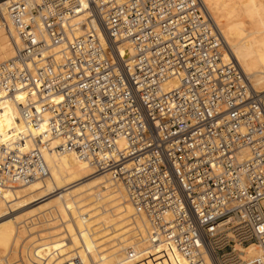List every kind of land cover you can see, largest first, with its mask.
<instances>
[{"label":"built area","instance_id":"obj_1","mask_svg":"<svg viewBox=\"0 0 264 264\" xmlns=\"http://www.w3.org/2000/svg\"><path fill=\"white\" fill-rule=\"evenodd\" d=\"M9 10L15 56L0 64V107L18 108L34 146L16 132L0 144V192L47 177L43 154L60 141L124 187L153 242L191 264H264V95L226 58L204 0ZM38 243L20 237L17 260L42 263Z\"/></svg>","mask_w":264,"mask_h":264},{"label":"bare ground","instance_id":"obj_2","mask_svg":"<svg viewBox=\"0 0 264 264\" xmlns=\"http://www.w3.org/2000/svg\"><path fill=\"white\" fill-rule=\"evenodd\" d=\"M16 1L0 0L4 62L15 56L6 24L12 29L9 7ZM204 2L225 39L226 58L238 62L253 89L264 95V0ZM61 50L56 47L53 52L58 55ZM0 108V144L12 133H22L28 137L25 149L31 150L34 140L20 122L18 108ZM59 144L53 141L52 149L43 154L47 177L0 192V264H21L16 250L26 233L31 241H39L37 253L44 259L40 264H191L171 243L153 242L149 220L121 184L109 175L95 174L93 166L74 152L56 149ZM28 222L47 227L41 231L42 225ZM22 261L34 264L25 256Z\"/></svg>","mask_w":264,"mask_h":264},{"label":"rangeland","instance_id":"obj_3","mask_svg":"<svg viewBox=\"0 0 264 264\" xmlns=\"http://www.w3.org/2000/svg\"><path fill=\"white\" fill-rule=\"evenodd\" d=\"M3 13H4V12H3ZM2 20H3V19H2V15L0 14V23H3ZM0 62H4V61H0ZM38 187H41L40 184H38ZM39 195H40V194H39ZM43 199H44V198H43ZM41 220L44 221V218H42ZM28 221H30V219H29ZM36 221L38 222V220H36ZM30 224H31V223L28 222V225H30ZM37 225H38V226H37ZM41 225H42L43 227H42ZM31 226H33V227H34V226H37L38 228H39V227H42V228H40V230H41V229H44L45 227H47V225H45L44 223H43V224H40V225H39V224H36V225H32V224H31ZM38 228H34V229H35V230H38ZM32 230H33V229H32ZM40 230H39V231H40ZM41 231H42V230H41ZM21 233H22V232H21ZM25 233H26V232H25ZM23 234H24V233H23ZM26 234H27V233H26ZM26 234H25V235H26ZM25 235H24V236H25Z\"/></svg>","mask_w":264,"mask_h":264}]
</instances>
